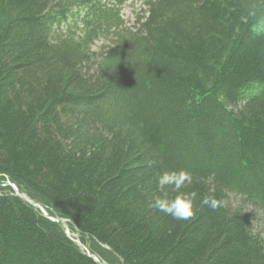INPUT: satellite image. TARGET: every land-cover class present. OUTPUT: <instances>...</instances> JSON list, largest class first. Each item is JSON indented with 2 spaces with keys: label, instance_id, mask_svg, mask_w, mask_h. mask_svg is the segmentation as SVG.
Wrapping results in <instances>:
<instances>
[{
  "label": "trees",
  "instance_id": "16d2710c",
  "mask_svg": "<svg viewBox=\"0 0 264 264\" xmlns=\"http://www.w3.org/2000/svg\"><path fill=\"white\" fill-rule=\"evenodd\" d=\"M146 4L99 61L101 0H0V264H264V0ZM181 169L189 220L150 207Z\"/></svg>",
  "mask_w": 264,
  "mask_h": 264
},
{
  "label": "rangeland",
  "instance_id": "374dc122",
  "mask_svg": "<svg viewBox=\"0 0 264 264\" xmlns=\"http://www.w3.org/2000/svg\"><path fill=\"white\" fill-rule=\"evenodd\" d=\"M103 4H105L107 7H110V10L108 13H105L104 19L106 20L107 23V29L103 31L99 36H97L94 40L92 50H94L98 55H99V61L101 60L100 58V53L103 51V49L109 45H112L114 43L115 39V32L117 30H114L113 32H110V27L115 25L117 22L116 18V9L114 8L118 2L114 0H101ZM147 5L145 4L144 0H128L126 4L122 7H120V14H121V21H122V28L129 29L137 26V21L139 18L144 17L147 15ZM80 12L74 15L71 19L66 21L61 25V29L64 33L59 34L62 35L63 37L65 36H74L77 37L80 34H82L84 31L87 29L83 28L82 22L80 21L81 15ZM93 71V69H92ZM101 72V70H99ZM4 183H7L4 182ZM1 184V182H0ZM230 204L233 207H239L241 206V199L238 196L231 195L230 196ZM245 208L249 214L253 215L256 210L252 207H242ZM255 228L256 230L263 231L264 233V224L262 223L261 220H259V223L256 221L255 222ZM73 237H77L76 234H73ZM83 249L85 251L90 250L87 245H83Z\"/></svg>",
  "mask_w": 264,
  "mask_h": 264
},
{
  "label": "clouds",
  "instance_id": "9594fccd",
  "mask_svg": "<svg viewBox=\"0 0 264 264\" xmlns=\"http://www.w3.org/2000/svg\"><path fill=\"white\" fill-rule=\"evenodd\" d=\"M155 160L146 162L147 167L155 166ZM192 174L187 170L181 169L178 171L164 172L158 178V184L161 188L170 187L176 195L169 198L167 193L163 196H156L150 207L154 210L163 212L176 220H189L195 215L194 201L197 197L195 191H182L188 184L192 182ZM201 204L208 206L215 211L223 206V201L216 199L213 196H204Z\"/></svg>",
  "mask_w": 264,
  "mask_h": 264
},
{
  "label": "water",
  "instance_id": "95a60500",
  "mask_svg": "<svg viewBox=\"0 0 264 264\" xmlns=\"http://www.w3.org/2000/svg\"><path fill=\"white\" fill-rule=\"evenodd\" d=\"M14 189L17 191V195H19L23 200H25V201H27V202H29V203H31L33 206H35V207H40V208H42L38 203H33V202H31L24 194H22L16 187H14ZM43 209V208H42ZM43 211V210H42ZM44 214H45V216L46 217H48V218H50L51 220H53V221H55V222H57V223H61L62 222V220H60V219H57V218H54V217H52L51 215H49L47 212H44ZM87 255L88 256H90V257H92L95 261H97V262H99L100 264H106V263H104V262H102V261H100L99 260V258H97V257H95V256H93L91 253H89V252H87Z\"/></svg>",
  "mask_w": 264,
  "mask_h": 264
}]
</instances>
